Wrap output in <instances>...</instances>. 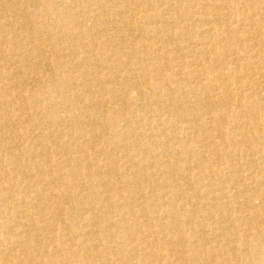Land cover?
Returning <instances> with one entry per match:
<instances>
[{"label": "bare ground", "instance_id": "obj_1", "mask_svg": "<svg viewBox=\"0 0 264 264\" xmlns=\"http://www.w3.org/2000/svg\"><path fill=\"white\" fill-rule=\"evenodd\" d=\"M0 264H264V0H0Z\"/></svg>", "mask_w": 264, "mask_h": 264}]
</instances>
